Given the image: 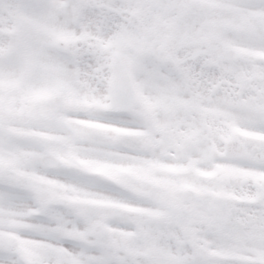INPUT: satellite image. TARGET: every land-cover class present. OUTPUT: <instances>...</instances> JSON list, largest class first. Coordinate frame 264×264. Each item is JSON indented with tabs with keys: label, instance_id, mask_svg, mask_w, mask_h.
Listing matches in <instances>:
<instances>
[{
	"label": "snow or ice",
	"instance_id": "6c2138e0",
	"mask_svg": "<svg viewBox=\"0 0 264 264\" xmlns=\"http://www.w3.org/2000/svg\"><path fill=\"white\" fill-rule=\"evenodd\" d=\"M0 264H264V0H0Z\"/></svg>",
	"mask_w": 264,
	"mask_h": 264
}]
</instances>
